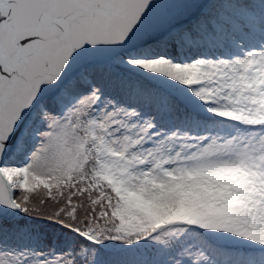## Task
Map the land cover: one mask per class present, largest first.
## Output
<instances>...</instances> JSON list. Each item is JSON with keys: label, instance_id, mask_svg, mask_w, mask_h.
Segmentation results:
<instances>
[{"label": "snow or ice", "instance_id": "6c2138e0", "mask_svg": "<svg viewBox=\"0 0 264 264\" xmlns=\"http://www.w3.org/2000/svg\"><path fill=\"white\" fill-rule=\"evenodd\" d=\"M0 264H264V0H0Z\"/></svg>", "mask_w": 264, "mask_h": 264}]
</instances>
